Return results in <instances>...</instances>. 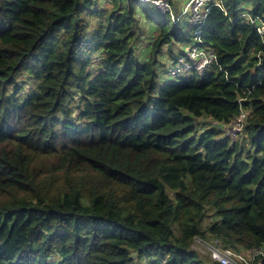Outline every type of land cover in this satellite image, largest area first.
<instances>
[{"label":"trees","instance_id":"16d2710c","mask_svg":"<svg viewBox=\"0 0 264 264\" xmlns=\"http://www.w3.org/2000/svg\"><path fill=\"white\" fill-rule=\"evenodd\" d=\"M167 2L0 0V264L264 247V0H212L200 23ZM194 45L216 61L166 78Z\"/></svg>","mask_w":264,"mask_h":264},{"label":"built area","instance_id":"2783aa9c","mask_svg":"<svg viewBox=\"0 0 264 264\" xmlns=\"http://www.w3.org/2000/svg\"><path fill=\"white\" fill-rule=\"evenodd\" d=\"M142 1V0H140ZM212 0H190L185 10H190V19L192 23H200L207 14V4ZM155 5L159 6V0L152 1ZM169 9V8H168ZM264 26L258 28V32H262ZM186 52H190V55L186 56ZM184 55L188 58H178L173 66L170 68L169 75L179 76L184 73L186 70L195 69L199 73H202L203 69L210 64L211 61H216L215 54L210 50L204 47H198L194 45L189 51H186ZM198 61V66H197ZM196 64V66H194ZM186 65V67H184ZM171 71V73H170ZM247 116L246 111H241L238 115L233 117L226 124L220 123L218 130L224 131V136L235 139L244 129L245 119ZM204 245L201 241V238L196 237L194 241ZM193 241V242H194ZM209 250V256L211 259L219 262L220 264H264V247L254 248L241 252H234L231 249H219L211 243H206L204 245Z\"/></svg>","mask_w":264,"mask_h":264},{"label":"rangeland","instance_id":"374dc122","mask_svg":"<svg viewBox=\"0 0 264 264\" xmlns=\"http://www.w3.org/2000/svg\"><path fill=\"white\" fill-rule=\"evenodd\" d=\"M151 1H155V0H151ZM167 1L168 0H159L160 5L158 7H160L161 9H168L169 8V5H168V2ZM189 1L190 0H173L174 7H173V12H172V16L171 17L173 18L174 21H178L179 20L178 18H176V15L177 14H180V12L184 9V7L186 5H188ZM177 10L179 11V13L177 12ZM243 12H246V11H243ZM190 14H191V12H190V10L187 7V11H185L184 14H182L180 16V18H182V21H184L186 19L188 21H191ZM148 25L151 27V23L148 22ZM148 25L147 24L145 25L147 27V34L144 33V35L142 37L138 38L137 41H136V47L138 48L137 49V54H139L141 57L144 55V52H140V48L141 49H145L147 47L148 42H149L148 41L149 40L148 38L150 37L149 34H150V30L151 29H150V27ZM185 54H186V56H188V54L190 55V52H186ZM163 61L166 63V72H165L166 78H171L170 76H168L169 75L168 70H169V67H170L169 66V61L167 59H164V58H163ZM194 66H196V64H194ZM197 66H198V61H197ZM184 67H186V65ZM170 73H171V71H170ZM160 84L161 83H158L157 88L160 86ZM202 118L203 119L199 120V123L202 124L203 126L210 127L207 124L209 122V120H208L209 118H207V117H202ZM213 122L214 121L211 122L212 125L214 124ZM206 222H207V220H206ZM201 241H202V243L204 245H206V243H209L205 239H201ZM204 245L196 242V240H195L193 242V244H192V248L195 249L196 251H198L201 254H206L207 255V254L210 253L209 250L207 249L209 247L206 248Z\"/></svg>","mask_w":264,"mask_h":264},{"label":"clouds","instance_id":"9594fccd","mask_svg":"<svg viewBox=\"0 0 264 264\" xmlns=\"http://www.w3.org/2000/svg\"><path fill=\"white\" fill-rule=\"evenodd\" d=\"M139 2H148V3H152V4H154L151 0H142V1H140V0H138ZM155 5V4H154ZM187 6V5H186ZM186 6L184 7V9L186 8ZM184 9L180 12V14H179V16H181L182 14H184ZM185 11H187V9L185 10Z\"/></svg>","mask_w":264,"mask_h":264}]
</instances>
